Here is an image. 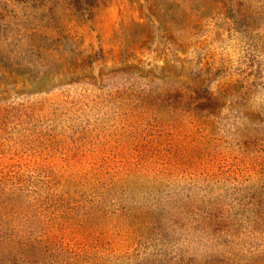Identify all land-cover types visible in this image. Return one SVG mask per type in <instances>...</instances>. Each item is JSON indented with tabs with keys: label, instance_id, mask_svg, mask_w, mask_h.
<instances>
[{
	"label": "rangeland",
	"instance_id": "374dc122",
	"mask_svg": "<svg viewBox=\"0 0 264 264\" xmlns=\"http://www.w3.org/2000/svg\"><path fill=\"white\" fill-rule=\"evenodd\" d=\"M0 264H264V0H0Z\"/></svg>",
	"mask_w": 264,
	"mask_h": 264
}]
</instances>
